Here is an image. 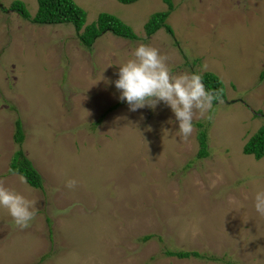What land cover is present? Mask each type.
Wrapping results in <instances>:
<instances>
[{"label": "rangeland", "instance_id": "obj_1", "mask_svg": "<svg viewBox=\"0 0 264 264\" xmlns=\"http://www.w3.org/2000/svg\"><path fill=\"white\" fill-rule=\"evenodd\" d=\"M13 1L0 0V181L37 202L23 230L0 208V264H264V217L253 206L264 155L242 151L264 124V0H172V33L150 36L143 25L167 9L162 0H74L85 24L106 12L138 36L107 30L90 48L73 24L34 23L9 8ZM19 1L33 16L36 0ZM141 43L167 56L173 74L223 80L226 98L196 113L187 139L163 102L130 111L118 99L119 64ZM19 148L41 189L9 172Z\"/></svg>", "mask_w": 264, "mask_h": 264}, {"label": "clouds", "instance_id": "obj_2", "mask_svg": "<svg viewBox=\"0 0 264 264\" xmlns=\"http://www.w3.org/2000/svg\"><path fill=\"white\" fill-rule=\"evenodd\" d=\"M114 84L120 92L118 99L126 102L130 111L145 107L155 110L160 102L169 106L178 122L177 134L182 139L192 134L197 112L204 116L211 113L214 101L223 102L222 89H206L198 72L173 74L168 57L156 47L143 43L138 44L130 57L119 64L118 79ZM206 118L210 120L212 116L207 115ZM76 184L75 180H68L66 187L73 189ZM36 202L0 181V208L8 212L19 229L30 226L36 216ZM253 206L264 217V190L254 194Z\"/></svg>", "mask_w": 264, "mask_h": 264}, {"label": "trees", "instance_id": "obj_3", "mask_svg": "<svg viewBox=\"0 0 264 264\" xmlns=\"http://www.w3.org/2000/svg\"><path fill=\"white\" fill-rule=\"evenodd\" d=\"M121 3H133L137 0H118ZM166 4V10L153 12L147 21L144 23V32L146 36H150L158 29L165 27L168 32L172 33V28L166 23V18L170 9L173 7L172 0H162ZM37 9L33 16L30 15L26 6L19 0H14L9 8L18 12L23 18L30 19L38 24H56V23H71L74 29L78 32L80 43L90 48L104 31L112 32L114 35L122 38L135 40L138 38L132 27L122 21L117 16L102 12L97 19L89 24H85L86 12L74 0H36ZM203 83L206 89L220 90L222 89V100L226 98L225 85L216 74L211 71H206L202 74ZM264 79V69L261 70L259 80ZM217 102L214 101L213 104ZM13 139L16 143L21 144L24 139V132L21 120L16 119ZM198 142L200 148L198 155L205 157L207 155L206 146L207 138L206 131L201 129L198 134ZM243 153L252 155L255 159H260L264 155V124H262L255 133L247 140L242 148ZM11 169V171H10ZM9 172L21 174L27 183L41 189L43 179L41 174L35 168L33 162L24 155L21 148L14 153L9 166ZM150 235H145L143 239H147ZM167 255H174L180 258H188L190 256L203 257L198 251H165Z\"/></svg>", "mask_w": 264, "mask_h": 264}]
</instances>
